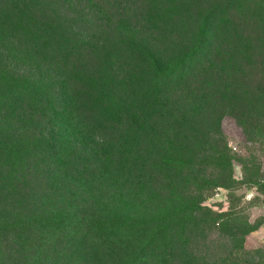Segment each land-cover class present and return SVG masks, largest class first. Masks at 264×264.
I'll list each match as a JSON object with an SVG mask.
<instances>
[{
	"label": "rangeland",
	"instance_id": "rangeland-1",
	"mask_svg": "<svg viewBox=\"0 0 264 264\" xmlns=\"http://www.w3.org/2000/svg\"><path fill=\"white\" fill-rule=\"evenodd\" d=\"M118 1L125 8L101 14L116 41L137 36L162 66L187 56L181 83L149 96L150 124L98 133L105 144L93 148L117 158V173L74 180L68 195L90 223L135 226L126 239L90 232L79 245L14 241L11 223L65 204L27 176L18 192L0 191V264H264V0ZM75 13L95 24L98 12L85 3ZM129 59L123 72L138 69ZM209 213L215 221L196 223Z\"/></svg>",
	"mask_w": 264,
	"mask_h": 264
},
{
	"label": "trees",
	"instance_id": "trees-1",
	"mask_svg": "<svg viewBox=\"0 0 264 264\" xmlns=\"http://www.w3.org/2000/svg\"><path fill=\"white\" fill-rule=\"evenodd\" d=\"M85 3L98 12L95 24L75 13ZM106 4L125 8L118 0H0V191L18 192L15 182L30 176L26 181L48 186L45 196L58 194L57 203L65 202L25 219L24 228L11 223L14 241L33 235L79 245L90 232L126 239L129 224L123 230L118 223H90L84 207L71 206L68 195L74 180L81 184L93 175L117 173V158L111 162L93 148L105 144L98 133L150 124L156 106L149 96L164 99L165 90L181 83L187 56L162 66L137 36L121 32L116 41L104 29ZM114 19L116 25V13ZM126 59L138 69L123 72ZM208 216L196 223L215 221ZM21 229L35 232L24 235ZM157 238L152 236L150 249Z\"/></svg>",
	"mask_w": 264,
	"mask_h": 264
}]
</instances>
